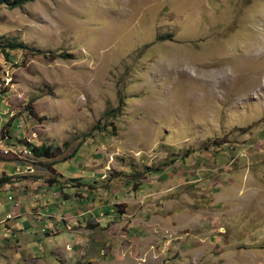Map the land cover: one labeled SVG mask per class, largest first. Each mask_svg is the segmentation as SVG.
Returning a JSON list of instances; mask_svg holds the SVG:
<instances>
[{
  "label": "rangeland",
  "instance_id": "rangeland-1",
  "mask_svg": "<svg viewBox=\"0 0 264 264\" xmlns=\"http://www.w3.org/2000/svg\"><path fill=\"white\" fill-rule=\"evenodd\" d=\"M12 38L1 189L81 201L75 231L41 232L59 264H264V0L0 5Z\"/></svg>",
  "mask_w": 264,
  "mask_h": 264
},
{
  "label": "crops",
  "instance_id": "crops-1",
  "mask_svg": "<svg viewBox=\"0 0 264 264\" xmlns=\"http://www.w3.org/2000/svg\"><path fill=\"white\" fill-rule=\"evenodd\" d=\"M19 164L16 168L22 167ZM5 171L10 174V170ZM19 183L21 187L11 186L4 191L0 187V264H29L30 261L33 264H59L58 253L53 252L50 240H42L41 232H44L43 236L63 238L70 228L75 231L74 217L79 214L81 201L60 191L58 184L52 181L47 183L48 187H40L41 182ZM68 202H72V206L68 207L69 212L64 213L62 207ZM9 215L11 218L8 219ZM64 216H68L70 221L58 220ZM140 244L137 242V248ZM55 247L58 248L57 245ZM148 247L142 243L141 248ZM73 248L77 250L78 246Z\"/></svg>",
  "mask_w": 264,
  "mask_h": 264
},
{
  "label": "trees",
  "instance_id": "trees-1",
  "mask_svg": "<svg viewBox=\"0 0 264 264\" xmlns=\"http://www.w3.org/2000/svg\"><path fill=\"white\" fill-rule=\"evenodd\" d=\"M35 0H0V5H5L9 8H17V7H21L26 3H31L34 2ZM25 47L23 46V44L18 43L16 38H12L11 40H9V42H7L6 44H2L0 43V53L3 52L4 56H6V58H9V52L11 50H21L24 49ZM39 54V53H37ZM53 58H67L68 55L66 54H59V55H53ZM120 106V105H119ZM119 106L117 108H119ZM118 112V109H114V112ZM31 114H33L32 110H30ZM113 112V111H112ZM98 126V125H97ZM29 153L32 154L34 157L36 158H49L50 153L52 151V148L50 146H36L34 144H29ZM23 168V166H22ZM21 167L20 169L23 170ZM10 177L6 176V175H2L0 177V187L5 184V183H9L10 181ZM51 182V181H49ZM11 200V198H9ZM9 219V218H8Z\"/></svg>",
  "mask_w": 264,
  "mask_h": 264
},
{
  "label": "built area",
  "instance_id": "built-area-1",
  "mask_svg": "<svg viewBox=\"0 0 264 264\" xmlns=\"http://www.w3.org/2000/svg\"><path fill=\"white\" fill-rule=\"evenodd\" d=\"M5 152H6V151H5ZM28 153H29V151H28ZM29 154H30V153H29ZM20 170H21V169L17 170V171H16V174H20V172H21ZM8 218H11V215H9Z\"/></svg>",
  "mask_w": 264,
  "mask_h": 264
}]
</instances>
